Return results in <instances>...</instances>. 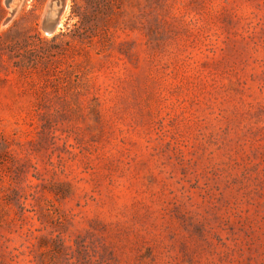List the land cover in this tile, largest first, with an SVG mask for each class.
<instances>
[{"label":"rangeland","instance_id":"1","mask_svg":"<svg viewBox=\"0 0 264 264\" xmlns=\"http://www.w3.org/2000/svg\"><path fill=\"white\" fill-rule=\"evenodd\" d=\"M50 1L0 0V264H264V0Z\"/></svg>","mask_w":264,"mask_h":264},{"label":"bare ground","instance_id":"2","mask_svg":"<svg viewBox=\"0 0 264 264\" xmlns=\"http://www.w3.org/2000/svg\"><path fill=\"white\" fill-rule=\"evenodd\" d=\"M21 0H13L9 6H7V8L10 9V15L12 17V13L16 12V9H17V6L19 4ZM69 0H66V8L63 9L62 13H61V17H60V25L58 26V29H60V27L62 26V23H63V19H64V16L66 14V11H67V7H68V3ZM62 4H64V0H51L49 5H48V8L46 10V14H45V17L48 21H53L54 19H56L59 11H60V8L62 6ZM11 20V18H7V23L8 21ZM58 32V30L56 31ZM46 37H51L50 34H45Z\"/></svg>","mask_w":264,"mask_h":264},{"label":"water","instance_id":"3","mask_svg":"<svg viewBox=\"0 0 264 264\" xmlns=\"http://www.w3.org/2000/svg\"><path fill=\"white\" fill-rule=\"evenodd\" d=\"M13 0H5V5L9 6L10 3ZM66 8V0H64V4H62L60 11L56 17V19H54L53 21H48L46 18L43 19V23H42V32L44 33V35L50 34L51 37H54L56 35V31L59 30L58 26L60 25V17H61V13L63 11V9ZM15 12L12 13V17H14ZM12 20V19H11ZM9 20L8 23L11 21ZM61 28V27H60Z\"/></svg>","mask_w":264,"mask_h":264}]
</instances>
